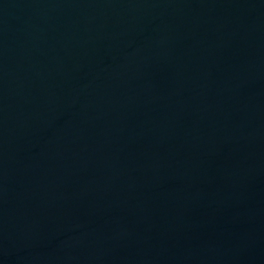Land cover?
Masks as SVG:
<instances>
[{
  "label": "water",
  "instance_id": "95a60500",
  "mask_svg": "<svg viewBox=\"0 0 264 264\" xmlns=\"http://www.w3.org/2000/svg\"><path fill=\"white\" fill-rule=\"evenodd\" d=\"M0 264H264V0H0Z\"/></svg>",
  "mask_w": 264,
  "mask_h": 264
}]
</instances>
